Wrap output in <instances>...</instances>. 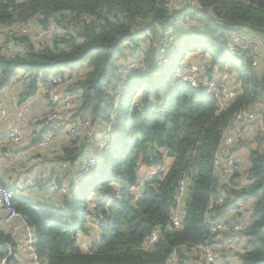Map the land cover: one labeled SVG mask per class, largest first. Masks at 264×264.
<instances>
[{
    "label": "trees",
    "instance_id": "obj_1",
    "mask_svg": "<svg viewBox=\"0 0 264 264\" xmlns=\"http://www.w3.org/2000/svg\"><path fill=\"white\" fill-rule=\"evenodd\" d=\"M194 1L201 10L186 3L173 11L167 0H0V27L9 30L0 43V94L13 86L19 101L25 102L41 92L52 111L57 106L45 90L57 77L61 84L68 83L59 93L74 99V120L86 118L90 127L112 126L89 176L72 181L68 194L55 179L63 195L59 207L13 198L34 232L41 264H166L174 252L177 264H209L196 251L205 246L227 263V251L216 254V248L233 245L229 241L236 244L233 255L241 264H264L260 128L247 145L245 171L220 179L214 169L223 136L237 113L257 111L264 123V0ZM49 27L55 35L40 38ZM243 35L258 41L256 56L233 46V38ZM41 39L51 41L36 44ZM10 42L17 51L7 57L2 49ZM190 53L200 58L197 68L205 65L208 74L198 77L197 87L181 80L195 65L184 63ZM163 59L166 62L159 64ZM82 69L84 75L74 79ZM223 75L235 79L229 101L206 93L205 84L221 85ZM66 113L71 118L70 111L61 114ZM46 116L39 117L44 127ZM48 132L35 130L31 145ZM82 136L68 140L59 152V159L74 171L79 160L96 155L99 148L97 144L91 149L93 137ZM162 166L166 172L140 185L141 168ZM183 179L188 195L182 226L172 229L174 198ZM45 183L40 182L48 186L51 181ZM208 217L224 221L228 228L211 235ZM89 219L97 224L100 240L83 250L77 237ZM155 231L157 241L145 248ZM240 240L244 248L238 250ZM17 250L15 239L0 225V264H18Z\"/></svg>",
    "mask_w": 264,
    "mask_h": 264
},
{
    "label": "built area",
    "instance_id": "obj_2",
    "mask_svg": "<svg viewBox=\"0 0 264 264\" xmlns=\"http://www.w3.org/2000/svg\"><path fill=\"white\" fill-rule=\"evenodd\" d=\"M168 6L171 10H179L180 6L183 4L188 3L192 9L201 10V5L194 1V0H181L179 5L177 4V0H167ZM174 3V7L172 9V5ZM29 30V27H26L24 32H27ZM45 35L54 36L55 32L52 28H48L46 31H43ZM232 44L235 48H237L239 51L253 55L254 53L260 52L258 41L247 35L243 36H235L233 38ZM167 42H162V53H165L167 51ZM3 53L7 57H12L16 51V46L10 42L6 44L3 47ZM166 60L163 59L159 62V64L165 63ZM254 67H258V62L255 60L253 63ZM206 69L205 65L199 68H193L191 74H187L182 77V81L191 84L193 87L198 86V75L200 72H204ZM180 81V80H179ZM61 81L59 78H53L52 81L47 85L45 94L49 97V101H51L54 105H56V109L50 111L47 114L46 118V127L50 131H58V133L65 138L66 140H77L81 136V132L79 131V128L72 124L71 126H59L57 125L58 119L60 117V114L63 112H66L68 109L74 107L75 102L73 98L69 97H63L58 92V88H60ZM206 86V93L207 94H213L215 93L218 98H224L227 99V101L231 100L233 98V92L229 91L227 88L224 87V90L221 91L220 85H218L216 82H207L205 84ZM10 89L13 91L14 95H12V100L17 106V119L18 122L16 125L13 126L11 130L12 140L15 144H20L22 139L25 137V134L27 132L28 127V114H29V106L30 102H20L19 97L15 93V89L13 86L10 87ZM226 101V103H228ZM8 114L6 111V108L4 107V103L0 100V118L5 120L7 119ZM260 124V131L262 136L264 137V123H262L261 118L257 115V113H254L253 111H241L237 113L233 120L231 121V125L225 132L223 136V140L220 147V153L217 155L215 162H214V169L217 174V176L220 179H226L231 178L235 174H238L242 171H245V166H243V161L240 158L238 154L239 151H233V148L236 146L237 142V133L239 130L246 127H249L252 124H256L257 122ZM81 127H84L87 130H90L91 123L89 121H84L80 124ZM109 127L106 128V135L107 138L108 134L111 132L112 127L110 124ZM52 144V136L49 133H46L43 135L41 140L39 141V146L41 148L50 147ZM99 148L96 153V155L92 157H86L82 158L78 162L77 171L75 173V182H80L87 176H89L95 167H97L99 162V157L102 152V149L106 146L104 143H98ZM248 162V161H247ZM160 172H166V167L162 166L161 168H155L152 170L151 174L148 175V177L145 179H151L154 176H156ZM54 186V184H52ZM29 187V185H27ZM58 189V186H56ZM25 188L24 187H16L13 189L7 188L2 180V174L0 173V211H4L6 214L5 216H0V224L10 227L13 226L14 221L17 219H20L21 224L26 227L27 229V235H28V242L26 246L24 247V251L32 254L34 258V264H41L38 255L35 253L34 249V232L33 230L26 224L24 218L18 213L15 205L13 204V198L17 195L22 196L23 194H20ZM136 194L140 197L141 191L140 187H137L135 189ZM63 193L68 194L67 190L64 188ZM188 195V181L187 179H183L179 185L178 191L175 194V204L176 209L172 212L171 215V222H170V228L172 229H178L182 226V220H183V207L185 206L184 201H186ZM208 222L210 225V233L211 235L218 234L220 231L226 230L228 226L226 223L222 220L213 219L211 217H208ZM19 227H13L9 229L10 235H15V233L18 231ZM235 230H238V227H234ZM158 239V231H155L152 233L151 237L145 242L144 247L148 248L150 245L154 244ZM92 248V245H88L85 247V250H89ZM227 252H230V248L226 247ZM198 253L201 254V256L204 258L206 263L209 264H216V258L215 254L213 252V249L209 246L202 247L200 250L196 249ZM178 261V255L176 252H174L169 259L167 260L166 264H177ZM220 264V263H219Z\"/></svg>",
    "mask_w": 264,
    "mask_h": 264
},
{
    "label": "crops",
    "instance_id": "obj_3",
    "mask_svg": "<svg viewBox=\"0 0 264 264\" xmlns=\"http://www.w3.org/2000/svg\"><path fill=\"white\" fill-rule=\"evenodd\" d=\"M12 95H14V93L9 87L4 89L0 94V100L5 103L6 111L8 114L7 119L3 120L0 118V173L2 174L3 183L9 189L16 188L17 186L24 187L25 189L20 193L23 194L21 197L28 198L35 204L41 202L46 204L49 203L53 206L59 207L62 204L63 195L60 194L59 191H57V184L55 179L58 178L61 182V177L68 173L69 176L67 179H70L68 184L71 185L72 181L76 183L75 173L77 170V165L75 171L70 165L65 164L62 165L63 167H61V170H59L58 172L56 171L55 168H57V166H55L54 158L56 156L55 153L58 150L57 146L59 144L57 143V139L55 141V144H53V133H56L58 138L63 141L68 140L63 138L59 133L50 131L48 132L52 136V144L50 146V149L49 147L41 148L38 145L39 143L36 146L31 145L32 135L35 130L37 133H40L41 130H45V128H47L44 127V124L43 126L40 124L41 120L39 119V117H41V115H43L44 112H47L48 110V103L40 92L27 101L30 102L28 122H31V126L27 127L25 137L22 139L20 144H15L12 140L11 130L13 126L17 124L18 119L17 106L12 101ZM16 95L19 96L18 93H16ZM64 120L68 121V123L73 122V119H70L69 117H65ZM75 122H77V120H74V122L70 125L74 124L75 126H81L77 125ZM61 126H64L62 122ZM99 130L102 129L99 127ZM253 135L254 134H246L250 142ZM46 163L49 164V166L44 167ZM65 179L66 176H64L62 181H65ZM43 180L46 181L45 184H47L48 181H51V183L48 186L46 185V187L45 185L40 184V182ZM52 184H54V186ZM27 185H29V187H27ZM67 188L68 187H66L65 189L67 190ZM5 214L6 213L4 211H0L1 217L5 216ZM0 225L6 228L7 231L13 227H19L15 235H11L18 245V264H34L33 255L23 250L28 242V235L27 229L21 224L20 219L15 220L13 226L10 227L4 226L2 224ZM77 239L78 245L83 250H85L86 246L93 245L99 242L100 232L97 224L89 219V221L86 223L84 232L80 233ZM240 241L242 242L243 240ZM229 242L233 243V245L226 246L231 250L230 252H227V263H223V261H220L218 259L217 264H241L238 257L233 255L236 244L233 241ZM241 249L242 248L238 247V250ZM219 250L224 251V249L217 247L216 254H219Z\"/></svg>",
    "mask_w": 264,
    "mask_h": 264
},
{
    "label": "rangeland",
    "instance_id": "obj_4",
    "mask_svg": "<svg viewBox=\"0 0 264 264\" xmlns=\"http://www.w3.org/2000/svg\"><path fill=\"white\" fill-rule=\"evenodd\" d=\"M181 2V0H177V4L179 5V3ZM173 7H174V3H173V5H172V9H173ZM1 29H0V43H2L5 39H6V34H8V32H9V30L8 29H5V28H3V27H0ZM37 31H39V30H37ZM13 34V32H10V35H12ZM40 35V38H42L43 36H45L46 37V35L42 32L41 34H39ZM48 38V37H47ZM47 41H51V40H48V39H41V41L40 40H38V42L36 41V44H38V45H40V44H44L45 42H47ZM261 51L262 52H264V47H262L261 48ZM252 56H256V53H254ZM258 56H260V55H258ZM258 56H257V58H258ZM260 57H262V55L260 56ZM259 59V61H261L262 59L261 58H258ZM199 60H200V58L198 57L197 58V56H194V53H190V54H188L187 56H186V60H185V65H187L186 63H188V62H190V61H192V62H194V64L195 65H193V67L191 66L189 69H188V73L189 74H191V72H192V70H193V68H197L198 66H197V63L199 62ZM257 61V60H256ZM132 63V62H131ZM85 71H86V69H82V70H80V72L78 73V71H77V73L73 76V78L74 79H77L78 77H82L83 75H84V73H85ZM181 71L182 70H179V72L176 74V76H178L180 73H181ZM67 72V71H66ZM68 73V72H67ZM77 75V76H76ZM202 75V77L200 78V79H203V78H205V77H207V75L208 74H206V69L204 70V72L203 73H201V74H199L198 75V77H200ZM219 78L221 79V82H224V83H221V85H220V89H221V91L222 90H224V87L225 88H227L229 91H231V93H232V90L235 88V86L233 85L234 84V81H235V79H233L234 78V76H226V75H223V76H219ZM65 84V85H64ZM64 84H61L60 85V88H58V92H61V91H63V93H64V90H65V88L68 86V83H64ZM12 94V93H11ZM62 96V95H61ZM76 97V96H75ZM77 99V98H76ZM13 101V100H12ZM4 103V102H3ZM13 103H14V101H13ZM4 107H5V103H4ZM6 108V107H5ZM30 109V108H29ZM75 110H76V108L75 107H72V108H70V109H68L67 111H70V115H72L71 116V118L73 119V116L75 115ZM50 112V110H47V112H44V114L42 115V116H44V115H47L48 113ZM254 113H257V111H253ZM65 117H68V113H66V116H62V114H61V118H59L58 119V124H59V126H61V122L63 123V125L64 126H71L70 124L71 123H73L74 122V119H73V122H69L68 123V121H66V120H64L65 119ZM46 118L47 117H45L43 120H45L46 121ZM70 118V119H71ZM76 119L78 120V121H80V123H83L84 121H89L88 119H86V118H80V117H76ZM63 120V121H62ZM29 123V122H28ZM76 124H77V122H75ZM255 123H258V120H257V122H255ZM57 124V125H58ZM29 126V125H28ZM106 127H109L108 125L106 126ZM77 128H79V131L80 132H82V134H86L87 136H89V137H93V139H92V142H91V149L92 148H96V146H97V144L98 143H104L105 145H107L108 144V142H109V140H108V138H106L105 137V135H106V132H105V128H101L102 130H99V127H91L90 128V130H87V129H85L84 127H77ZM248 129H246V127L245 128H243V129H241V130H239V132L237 133V142H236V147H239V146H241L242 148L239 150V152H238V154L237 155H239L240 156V158L242 159V163H243V166L244 165H247V156H248V154H249V148H248V143L250 142V140H248V138H247V136H246V134H254L253 135V137L251 138V142L253 141V139H254V136L257 134V131L259 130V127H258V125H256V124H252V125H250L249 127H247ZM54 134V138H53V144H55V141H56V139H57V143L59 144L57 147H58V150L56 151V153H55V166H57V168H55L56 169V171L58 172L59 170H61V167H63L62 165L64 164L60 159H59V152H60V150H61V146L62 145H66V144H68L67 142H69V141H63V140H61V139H59L58 138V136L56 135V133H53ZM82 134H81V139H84V137L82 136ZM97 135H98V139H97V142H95L94 141V139L97 137ZM59 139V140H58ZM81 142V141H80ZM99 145V144H98ZM52 148V147H51ZM49 149H50V147H49ZM90 149V150H91ZM53 158V157H52ZM83 158H86V156L85 157H83ZM78 164V163H77ZM46 166H49V164H45V166L44 167H46ZM78 166V165H77ZM155 168H151V169H149L148 170V168L147 167H143V168H141L140 169V175H141V177H140V185L142 186L144 183H145V179H146V174L148 173V175L149 174H151V172H152V170H154ZM68 172H69V170H68ZM64 176H66V179H65V181H62V179L64 178ZM68 173L66 174V175H63V177H61V182H62V184H63V186L66 188V187H68L67 185H69L68 184V182L70 181V179H67L68 178ZM66 183V184H65ZM57 184V183H56ZM58 185V184H57ZM46 186V185H45ZM68 189V188H67ZM239 246L238 247H240V248H244V242L242 243L241 241L239 242V244H238ZM221 261V260H220ZM217 262H218V260L216 259V261H215V263L217 264ZM201 262H198V264H200ZM202 264V263H201Z\"/></svg>",
    "mask_w": 264,
    "mask_h": 264
},
{
    "label": "clouds",
    "instance_id": "obj_5",
    "mask_svg": "<svg viewBox=\"0 0 264 264\" xmlns=\"http://www.w3.org/2000/svg\"><path fill=\"white\" fill-rule=\"evenodd\" d=\"M107 128V127H106ZM105 132H106V129H105ZM99 147V146H98ZM98 150V149H97ZM80 161V160H79Z\"/></svg>",
    "mask_w": 264,
    "mask_h": 264
}]
</instances>
